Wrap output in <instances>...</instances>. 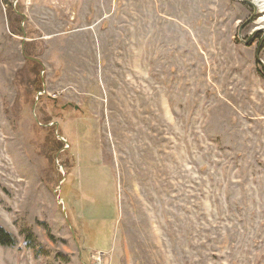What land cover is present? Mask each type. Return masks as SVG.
Returning <instances> with one entry per match:
<instances>
[{"label": "rangeland", "instance_id": "rangeland-1", "mask_svg": "<svg viewBox=\"0 0 264 264\" xmlns=\"http://www.w3.org/2000/svg\"><path fill=\"white\" fill-rule=\"evenodd\" d=\"M257 1L0 0V264H264Z\"/></svg>", "mask_w": 264, "mask_h": 264}, {"label": "trees", "instance_id": "trees-1", "mask_svg": "<svg viewBox=\"0 0 264 264\" xmlns=\"http://www.w3.org/2000/svg\"><path fill=\"white\" fill-rule=\"evenodd\" d=\"M22 229L20 228V233L24 235V238L26 240V244L35 251V256H46L48 255V251L45 250L39 243H37L36 237L33 233L29 231L24 225H22ZM15 243L14 238L6 232L2 227H0V244L1 245H8L13 246ZM59 258L60 262H67V258L57 256Z\"/></svg>", "mask_w": 264, "mask_h": 264}, {"label": "built area", "instance_id": "built-area-1", "mask_svg": "<svg viewBox=\"0 0 264 264\" xmlns=\"http://www.w3.org/2000/svg\"><path fill=\"white\" fill-rule=\"evenodd\" d=\"M92 264H107L106 260L104 259V254L102 253H95L91 256Z\"/></svg>", "mask_w": 264, "mask_h": 264}, {"label": "bare ground", "instance_id": "bare-ground-1", "mask_svg": "<svg viewBox=\"0 0 264 264\" xmlns=\"http://www.w3.org/2000/svg\"><path fill=\"white\" fill-rule=\"evenodd\" d=\"M257 3L259 4V5H257L258 8L260 10H263V8H264V0H258Z\"/></svg>", "mask_w": 264, "mask_h": 264}]
</instances>
